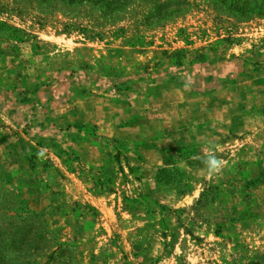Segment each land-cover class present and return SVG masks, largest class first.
<instances>
[{"label": "rangeland", "instance_id": "1", "mask_svg": "<svg viewBox=\"0 0 264 264\" xmlns=\"http://www.w3.org/2000/svg\"><path fill=\"white\" fill-rule=\"evenodd\" d=\"M0 264H264V0H0Z\"/></svg>", "mask_w": 264, "mask_h": 264}, {"label": "clouds", "instance_id": "2", "mask_svg": "<svg viewBox=\"0 0 264 264\" xmlns=\"http://www.w3.org/2000/svg\"><path fill=\"white\" fill-rule=\"evenodd\" d=\"M209 151L210 155L204 159V163L208 169L209 175L211 176L213 174L219 173L220 170L223 168L225 162L218 159L214 154H211V148Z\"/></svg>", "mask_w": 264, "mask_h": 264}]
</instances>
